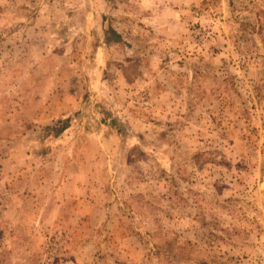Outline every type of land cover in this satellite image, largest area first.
Returning <instances> with one entry per match:
<instances>
[{"label":"rangeland","instance_id":"obj_1","mask_svg":"<svg viewBox=\"0 0 264 264\" xmlns=\"http://www.w3.org/2000/svg\"><path fill=\"white\" fill-rule=\"evenodd\" d=\"M0 264H264V0H0Z\"/></svg>","mask_w":264,"mask_h":264}]
</instances>
